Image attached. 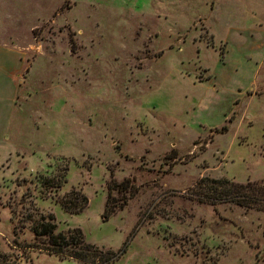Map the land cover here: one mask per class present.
Returning <instances> with one entry per match:
<instances>
[{"label":"rangeland","instance_id":"1","mask_svg":"<svg viewBox=\"0 0 264 264\" xmlns=\"http://www.w3.org/2000/svg\"><path fill=\"white\" fill-rule=\"evenodd\" d=\"M0 45L22 60L0 140V264H82L39 250L51 214L109 264H264V203L197 194L264 190V0H0ZM72 191L89 200L78 215L56 203ZM109 194L123 208L104 219Z\"/></svg>","mask_w":264,"mask_h":264},{"label":"trees","instance_id":"2","mask_svg":"<svg viewBox=\"0 0 264 264\" xmlns=\"http://www.w3.org/2000/svg\"><path fill=\"white\" fill-rule=\"evenodd\" d=\"M66 183L65 176H56L53 178H40L39 184L43 189H61ZM212 187H198L199 203L213 204L227 200H251L255 203H264V190H251V196L242 194V191L248 190L247 187L236 186L230 182L212 181ZM114 188L110 186L109 191L118 190L119 193H125L132 187L130 180H125L120 184L112 182ZM56 203L68 214L78 215L83 213L89 205L88 198L78 191H72L69 194L57 197ZM243 204V203H242ZM123 206H117L112 203L111 194L105 206L104 219H109L116 210ZM15 215V210L12 211ZM29 219V218H28ZM56 218L53 214L49 216L40 215L36 226L33 229L36 241L40 243L39 250H43L50 255L58 256L62 259H72L82 264H109L118 259L112 252L105 253L101 249L86 243L84 235L80 229L69 230L67 233H56Z\"/></svg>","mask_w":264,"mask_h":264},{"label":"crops","instance_id":"3","mask_svg":"<svg viewBox=\"0 0 264 264\" xmlns=\"http://www.w3.org/2000/svg\"><path fill=\"white\" fill-rule=\"evenodd\" d=\"M2 56L4 57L2 59ZM8 57V59H7ZM22 68V60L20 54L7 47H3L0 45V72L3 70H8V74L10 77V88L13 93V98L10 101V104L3 103L6 106L5 109L1 113L2 118L0 117V140H7V135L9 134L10 124H11V116L13 109V101L17 91V75L19 74ZM2 92L1 80H0V94Z\"/></svg>","mask_w":264,"mask_h":264}]
</instances>
